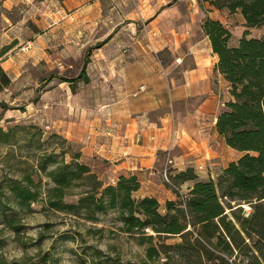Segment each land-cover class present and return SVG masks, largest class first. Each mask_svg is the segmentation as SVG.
Instances as JSON below:
<instances>
[{
  "label": "crops",
  "instance_id": "1",
  "mask_svg": "<svg viewBox=\"0 0 264 264\" xmlns=\"http://www.w3.org/2000/svg\"><path fill=\"white\" fill-rule=\"evenodd\" d=\"M0 4L5 26L0 31V103H15L13 96L20 93L13 90L28 84L25 74L34 70L28 85L48 84L38 107L47 128L81 152V161L108 183L136 176L141 187L135 195L164 205L178 199L163 175L169 159L174 175L194 170L199 181L209 182L244 155L229 147L217 129L233 97L203 27L212 18L230 30L217 16L240 13L216 10L201 0ZM233 38L229 45L236 47L242 37L236 43ZM89 50L94 61L88 73L97 71L103 78L93 84L98 93H92L91 107L83 108L77 104H89L81 95L56 96L55 88L63 87L58 78L71 58ZM41 71L52 77L44 81ZM62 104H76L75 111L61 110ZM193 186L192 181L181 184V193Z\"/></svg>",
  "mask_w": 264,
  "mask_h": 264
},
{
  "label": "trees",
  "instance_id": "2",
  "mask_svg": "<svg viewBox=\"0 0 264 264\" xmlns=\"http://www.w3.org/2000/svg\"><path fill=\"white\" fill-rule=\"evenodd\" d=\"M201 1L216 10L240 13L248 28L264 26V0ZM203 27L233 97L217 129L229 147L244 154L217 181H199L194 170L175 175L171 170L168 184L178 199L167 201L162 209L156 198L134 196L141 187L136 176H121L115 184L108 183L81 161V152L76 151L68 161V148H63L61 154L53 150L50 156L41 157L37 172L52 183L45 192L42 180L31 176L13 179L8 186L0 178V198L5 191L4 196L10 194L18 207L28 208L44 197L51 210L88 220L115 212L126 233L150 245L148 258L164 259V264H264V37L249 38L245 33L238 46L231 47L233 35L220 21L208 18ZM18 132L25 129L0 126V148L16 146ZM9 154L0 152V159ZM188 181L194 186L182 194L180 186ZM70 197L78 198L77 202H68ZM246 205L251 211L245 214ZM150 232L180 242L153 244L155 237ZM28 262L16 264H34Z\"/></svg>",
  "mask_w": 264,
  "mask_h": 264
},
{
  "label": "rangeland",
  "instance_id": "3",
  "mask_svg": "<svg viewBox=\"0 0 264 264\" xmlns=\"http://www.w3.org/2000/svg\"><path fill=\"white\" fill-rule=\"evenodd\" d=\"M0 10L3 11L1 4ZM226 16L218 15L217 17L228 22L233 32L234 43L245 33L249 38L264 37V26L248 28L242 15L232 18L229 15ZM4 27L0 22V31ZM88 53L80 59L71 58L73 62L69 61L63 76L58 78L62 81L63 87L55 88L56 96H64L65 93H70L69 91L74 96L81 95L83 101L89 104H77V107L83 108L91 107V95L98 93L97 89L93 88V84H100L99 81L103 78L97 71L88 73L94 61L91 57L93 50H89ZM33 71L27 70L25 74L28 84L31 85L36 73ZM89 74H91L90 77ZM40 76L44 81L52 77L43 71ZM28 84L13 90V94L20 93L16 98L13 96V99H16L15 103L10 99L8 103H0L2 104L0 126L5 130L16 126L25 129V132H18L16 146L0 148V152L10 153L7 157L4 156L6 158L0 159V178L4 179L5 186H8L13 179L31 176L36 181L42 180V189L45 192L52 183L44 173L37 172L41 166V157L50 156L53 150L61 154L63 148H68L69 155L66 159L70 161L71 155L78 150L65 143L66 139L63 136L47 128L46 116L38 107L40 103H43L42 96L48 90L46 88L48 84L42 82L37 89L31 88ZM70 105L62 104L59 108L62 110L63 107L74 112L76 104ZM53 134L62 138L51 137ZM206 168L207 166H203L201 170ZM4 194L7 193L2 192L0 198L2 203L0 204V262L6 264L27 261L34 264H164V259L157 262L148 258L147 249L150 245L141 244L135 237L126 233L123 224L117 220L118 215L115 212L100 213L97 214L96 220H88L86 217L51 210L44 197L28 208H20L10 194L7 196ZM134 196L141 199L137 195ZM77 200L76 197L67 199L70 203H75ZM247 206H244L245 214L251 211L250 206ZM148 234L154 235L153 244L180 242L179 238L162 236L160 239L153 232Z\"/></svg>",
  "mask_w": 264,
  "mask_h": 264
},
{
  "label": "built area",
  "instance_id": "4",
  "mask_svg": "<svg viewBox=\"0 0 264 264\" xmlns=\"http://www.w3.org/2000/svg\"><path fill=\"white\" fill-rule=\"evenodd\" d=\"M112 133H113L112 130L108 131V135H112ZM138 138L140 139V138H141V135H139ZM172 165H173V161L169 159V161H168V163H167V166H168V167L165 169V171H164V173H163L164 178H165V180L167 181V183H170L169 174H170V171H171L172 169H170L169 167L172 166ZM199 169H200V170L203 169V166H199Z\"/></svg>",
  "mask_w": 264,
  "mask_h": 264
},
{
  "label": "bare ground",
  "instance_id": "5",
  "mask_svg": "<svg viewBox=\"0 0 264 264\" xmlns=\"http://www.w3.org/2000/svg\"><path fill=\"white\" fill-rule=\"evenodd\" d=\"M248 207V206H247Z\"/></svg>",
  "mask_w": 264,
  "mask_h": 264
}]
</instances>
